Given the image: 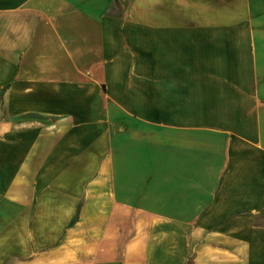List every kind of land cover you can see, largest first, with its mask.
I'll return each instance as SVG.
<instances>
[{"label": "crops", "instance_id": "0c3cea01", "mask_svg": "<svg viewBox=\"0 0 264 264\" xmlns=\"http://www.w3.org/2000/svg\"><path fill=\"white\" fill-rule=\"evenodd\" d=\"M0 264H264V0H0Z\"/></svg>", "mask_w": 264, "mask_h": 264}]
</instances>
